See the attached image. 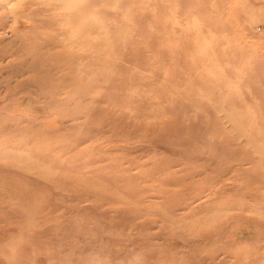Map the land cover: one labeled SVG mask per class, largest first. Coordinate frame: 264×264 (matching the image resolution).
<instances>
[{
    "label": "rangeland",
    "instance_id": "1",
    "mask_svg": "<svg viewBox=\"0 0 264 264\" xmlns=\"http://www.w3.org/2000/svg\"><path fill=\"white\" fill-rule=\"evenodd\" d=\"M0 264H264V0H0Z\"/></svg>",
    "mask_w": 264,
    "mask_h": 264
},
{
    "label": "bare ground",
    "instance_id": "2",
    "mask_svg": "<svg viewBox=\"0 0 264 264\" xmlns=\"http://www.w3.org/2000/svg\"><path fill=\"white\" fill-rule=\"evenodd\" d=\"M60 8V7H59ZM59 11V10H58ZM62 11V10H61Z\"/></svg>",
    "mask_w": 264,
    "mask_h": 264
}]
</instances>
